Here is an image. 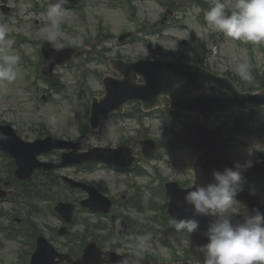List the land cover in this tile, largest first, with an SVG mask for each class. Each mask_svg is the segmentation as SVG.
I'll list each match as a JSON object with an SVG mask.
<instances>
[{"label":"rangeland","instance_id":"rangeland-1","mask_svg":"<svg viewBox=\"0 0 264 264\" xmlns=\"http://www.w3.org/2000/svg\"><path fill=\"white\" fill-rule=\"evenodd\" d=\"M48 0H39L34 2L39 4L42 9H37L36 5L31 0H10L11 4L15 7V12L8 18L4 19L0 24L7 25L9 28V37L14 41L12 47L20 55L21 60L18 65L19 75L15 82L6 85V91L0 92V119L6 122L13 123L14 126L21 132L25 139L33 140L39 133H44L45 129L42 127V120L45 122L48 130L51 134L59 138H66L68 140H75L82 138L84 148L88 146H116L119 141L128 136H136L139 132L148 133L152 138L162 139L164 144L169 139L173 142L174 138H180V135H176L170 132L167 135L162 133V122L158 119L157 115L146 116L143 119L142 124H139L135 117H130L127 120H118L116 117L109 119L105 123V128L101 134L87 133L84 135L80 130V126L75 122L74 102L78 100L81 102L83 98L88 97V93L94 95L102 94L104 87L102 85V79H100L94 72L102 77L104 72L108 71V64L103 59L117 54L128 58H138L140 56L152 58L159 52L155 46L162 45L165 50L171 49V54H177L187 56L191 61H195L198 58H203L206 62L215 70L219 72H231L236 75L234 71L235 64L242 58L247 57L250 63V54L246 48L238 44L237 41L225 38L223 34L213 31L206 23H202L198 14L204 13L209 8L199 7L198 5H187L184 7L188 0H177L182 4V8H179L175 13L170 14L171 17L182 16L183 20L196 29L197 33L205 40L207 46L206 50H201L193 40L187 35L185 28H179L174 24H170V28L163 34H150L140 33L141 36L149 39L151 43L150 47L146 45L143 40L129 42L125 46H119L117 43V36L127 30H133L137 24L127 18L125 14L106 4V0H88L85 5L83 13L66 10L65 22L66 26L62 25L65 36L69 39L76 40V46L86 49L91 48L92 44L95 45V41L91 43V37L96 35L97 27L100 23H103L104 29L110 27L114 33V37L105 43V46L110 49L109 52H103V48L99 45L92 52L93 59L84 62V64H73L56 68V75L60 76L61 83L65 84L67 89L61 93L53 91L46 83L41 79H36L37 84L35 86L28 85V79H35L31 70L28 68V62H24V56L33 60L37 59L36 49L43 43L44 31L47 25L46 9L42 3H46ZM211 4V0H207ZM149 11L154 13L153 9L156 4H148ZM158 6V5H157ZM44 7V8H43ZM210 7V6H209ZM158 13L147 14L150 19H157L158 15L164 10L162 7H155ZM141 13V18L144 17V13ZM39 20L38 24L35 21ZM171 33L180 34L188 40V48H178L179 40L173 38ZM18 35L29 37V41L20 42ZM215 35L219 38L215 41ZM88 38H90L88 40ZM254 58L256 62L251 64V74L254 72L257 75L252 74V81H244L238 77V81L243 86L251 85L254 88H258L262 82V71L264 69V47L256 46L253 48ZM35 73L36 69L33 67ZM34 91H38L37 95ZM213 93V92H211ZM44 94H50V98L42 101ZM40 99V112H37V104ZM79 104V103H77ZM129 112H135L136 105H131L128 108ZM78 117L84 116V109H78ZM167 117H171L173 124L182 134L183 125L182 122H187L192 117H176L167 114ZM190 118V119H189ZM224 117H216L212 120V124H219ZM264 122V111H259L254 118V126H260ZM126 124V125H125ZM125 125L124 129L123 126ZM84 135V137H83ZM179 141H175L178 143ZM252 145V147H251ZM175 151L168 152L164 148L160 149V154H164L163 158H157L150 161L143 162L144 169L146 170L145 176H125L119 174L114 170H108L104 167L96 166L93 170L80 169L77 170L74 167L60 168L54 173L56 175H68L75 179H87L92 181L98 188L102 189L105 194L110 197L118 198L121 193L128 190L131 194L134 193L136 186H140L144 191V199L146 202L150 200L155 192L158 190L160 178H169L173 180L192 182L194 181L193 171L190 170L188 165L194 158L195 154L191 148L184 147L182 145H175ZM258 148L260 152H264V138H247L239 137L230 149V154L234 163L243 164L247 160H252L253 164L256 161V154L253 148ZM55 159H58L57 154L54 155ZM0 168H3L0 161ZM248 168L243 173L249 172ZM3 177L6 176L5 172L1 173ZM253 189L259 193L264 199V182L252 183ZM16 193V197L9 201H0V226L10 231V235L0 232V264H25L22 260L20 253L18 252V246H22L26 252L33 251L32 243H23L19 240V236H14V231L20 230L24 235L32 236L33 225L32 222H36V227L40 231L48 236L53 244L61 251L68 250V244L82 245L80 238H85L87 241L92 239V236L84 229L83 223L95 224L101 221L103 226L107 229L105 232H110L111 221L108 217L90 212L86 209H79L76 212L77 222L71 226L72 234L75 235V241L70 242V238L58 236L53 233L52 228L58 229L62 226V221L56 215L50 212V201L43 200L39 203L40 208L43 211L39 216L33 213H28L29 207L25 203V200L20 195L18 188H13ZM56 190V189H54ZM64 199L68 197V201L82 198L85 193L79 190L74 192L63 190ZM158 199L161 198L157 197ZM163 199V198H162ZM35 202V201H34ZM117 209L124 214H129L136 219V231L141 230L142 227L149 225L146 224L147 214H140L135 209L128 210L117 206ZM116 209V210H117ZM246 209L241 202H237L234 213L244 212ZM150 214V213H149ZM19 219L20 221L18 222ZM151 224V223H150ZM155 228L151 233L146 235L151 236L149 247L144 252L145 254H151L158 259L162 258L167 262H172L171 251L159 244L154 239V235L161 236L164 239L173 243L179 252L183 247H189L193 236L189 238L186 234H178L175 230L168 226H160L159 223L153 225ZM198 234H203L204 229H197ZM31 239V237H30ZM127 240H121L124 247L117 249L119 252H127L128 245L135 239V235H130ZM24 240H27L25 237ZM83 248V246H82ZM28 262V258H27ZM156 264V263H155Z\"/></svg>","mask_w":264,"mask_h":264},{"label":"clouds","instance_id":"clouds-1","mask_svg":"<svg viewBox=\"0 0 264 264\" xmlns=\"http://www.w3.org/2000/svg\"><path fill=\"white\" fill-rule=\"evenodd\" d=\"M69 2L49 0L43 39L54 53L76 44V40L67 38L62 29L65 6ZM204 19L213 31L232 41L264 44V0H211ZM13 43L8 26L0 24V92L6 91V85L15 82L20 74L21 57L13 49ZM250 69L247 57L240 59L234 67L236 75L244 81H252ZM260 107L264 109V105ZM0 138H4L2 134ZM252 166L253 161L247 160L243 164L237 162L223 172L213 170L212 182L195 183L184 195V202L190 206L185 211L192 215L168 220L176 233L190 238L199 227L196 217L211 218L203 233L208 242L196 246V252L203 257L201 264H264V213L254 209L253 214H245L242 221L233 223L236 197L244 191L243 172ZM249 192L256 195L255 189H249ZM150 240V235L137 236L123 253L121 264H142Z\"/></svg>","mask_w":264,"mask_h":264},{"label":"water","instance_id":"water-1","mask_svg":"<svg viewBox=\"0 0 264 264\" xmlns=\"http://www.w3.org/2000/svg\"><path fill=\"white\" fill-rule=\"evenodd\" d=\"M75 1L77 4L80 0ZM52 67L53 65L51 66V68ZM202 109V114L205 118H207L218 110V108H212L209 111L205 112L206 109L204 107ZM105 112H109V109H107ZM0 134H2L4 137L0 141V148H3L15 154L19 160V163L21 164V170L18 173L19 176L21 178L29 177L40 165L35 163L33 164L28 173H23L22 168L25 164H22L28 161H35V158L43 150L38 147H36L35 149L30 148L27 150V147L29 146L22 145L11 133V131L6 128H0ZM187 140L188 142L195 145L197 148L201 149L204 152L203 156L199 159L196 165L199 176L198 184L203 185L212 182L213 170L223 172L225 168H230L225 151V143L222 137V131L220 129L215 131H209L205 129L204 126H196L191 130V133L187 135ZM54 147H61V145H53L51 149ZM179 201L182 202V204L185 203L179 194L175 195L173 204V210L177 211L175 213L181 216L184 215L190 217L189 213L184 214L183 209L185 208V206L177 205L179 208H182V210H176L174 205H176ZM251 206L253 210L257 209L256 203L251 204ZM64 207L66 208V205H64ZM72 211L73 206H71L70 211L64 210V217L68 219V217L72 215ZM249 214H253V211H251ZM198 217L201 218V216ZM241 218H243V216ZM238 221H241V219L234 220L233 223H236ZM56 258H59V262L56 261ZM84 258L85 263L88 262V264H101L104 261H109L108 259L106 260L102 258L100 251L95 247V245H89V247L86 249V255ZM63 259H65L64 256L58 255L57 253H55V251L46 247L42 242L40 244V249L34 256L33 264H59L60 261H62Z\"/></svg>","mask_w":264,"mask_h":264}]
</instances>
